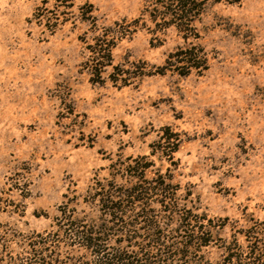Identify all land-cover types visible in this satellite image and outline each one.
Listing matches in <instances>:
<instances>
[{
  "label": "rangeland",
  "instance_id": "rangeland-1",
  "mask_svg": "<svg viewBox=\"0 0 264 264\" xmlns=\"http://www.w3.org/2000/svg\"><path fill=\"white\" fill-rule=\"evenodd\" d=\"M155 9L0 0V264H29L42 240V264L92 262L58 229L61 212L90 222L95 194L155 182L172 189L147 201L168 243L183 247L181 215L201 239L172 264L264 253V0L209 2L186 39ZM191 47L192 69L176 57Z\"/></svg>",
  "mask_w": 264,
  "mask_h": 264
},
{
  "label": "trees",
  "instance_id": "trees-1",
  "mask_svg": "<svg viewBox=\"0 0 264 264\" xmlns=\"http://www.w3.org/2000/svg\"><path fill=\"white\" fill-rule=\"evenodd\" d=\"M219 1L235 4L240 0H154V18H158L166 27L174 28L186 39L194 30L193 22L202 14L204 6L209 2ZM90 53L106 61L100 64L101 67L109 65L111 49L107 45L105 48L95 45ZM176 57L190 69L197 68L196 64L202 59L200 52L194 47L180 51ZM170 192L172 189L168 184L155 182L147 188L134 184L125 191L95 194L100 216L90 222L73 218L70 211L61 212L58 229H61L72 245L78 246L93 258L90 263L74 259L69 264H172L176 258H186L189 251L194 249L193 243H201V239L191 229L189 217L181 215L178 228L172 231V235L176 236L185 234L183 247L179 248L176 243H168L166 232L147 209L150 194H159L170 201ZM138 204L144 206L140 214L134 213ZM112 238H115L118 248L110 250L109 242ZM49 242L50 240H42L32 244V250L28 253L31 258L24 263L29 261V264H42L41 255ZM248 255L252 264L264 263V253L258 249H251ZM232 263L247 264L242 256H231L227 264Z\"/></svg>",
  "mask_w": 264,
  "mask_h": 264
}]
</instances>
